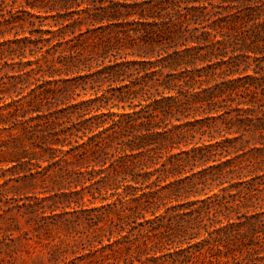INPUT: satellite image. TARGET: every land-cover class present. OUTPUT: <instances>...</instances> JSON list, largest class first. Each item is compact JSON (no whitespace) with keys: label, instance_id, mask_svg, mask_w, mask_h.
<instances>
[{"label":"trees","instance_id":"16d2710c","mask_svg":"<svg viewBox=\"0 0 264 264\" xmlns=\"http://www.w3.org/2000/svg\"><path fill=\"white\" fill-rule=\"evenodd\" d=\"M0 202L50 264H264V0H0Z\"/></svg>","mask_w":264,"mask_h":264},{"label":"rangeland","instance_id":"374dc122","mask_svg":"<svg viewBox=\"0 0 264 264\" xmlns=\"http://www.w3.org/2000/svg\"><path fill=\"white\" fill-rule=\"evenodd\" d=\"M5 168L7 167L5 166ZM9 205L11 203L4 204V210ZM0 215H3L1 208ZM10 218V214L0 218V238H3L4 233H9L14 239L13 241L0 240V264H42V260L45 264H50L46 247L47 241L39 240L32 233H27L29 229L25 225H22L21 230L15 229L14 222ZM79 255L68 253L63 258L66 261H72Z\"/></svg>","mask_w":264,"mask_h":264}]
</instances>
